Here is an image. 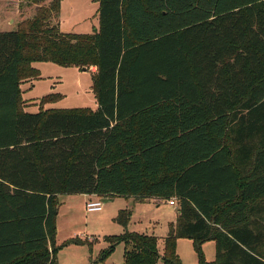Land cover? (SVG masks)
<instances>
[{
	"label": "trees",
	"instance_id": "1",
	"mask_svg": "<svg viewBox=\"0 0 264 264\" xmlns=\"http://www.w3.org/2000/svg\"><path fill=\"white\" fill-rule=\"evenodd\" d=\"M31 1L0 32V264H59L62 195L178 203L163 254L124 209L100 264L120 244L124 264H183L179 239L199 264H264V0H97L91 34L53 23L62 0ZM34 63L95 67L97 110L25 112Z\"/></svg>",
	"mask_w": 264,
	"mask_h": 264
},
{
	"label": "rangeland",
	"instance_id": "2",
	"mask_svg": "<svg viewBox=\"0 0 264 264\" xmlns=\"http://www.w3.org/2000/svg\"><path fill=\"white\" fill-rule=\"evenodd\" d=\"M51 1L40 5L48 6ZM36 9L37 6L31 0H0V32L16 31L20 24L35 15ZM98 10L97 0H62L60 14L53 19V23L58 24L63 33L91 34L98 28ZM36 67L42 75L41 79L34 81V87L29 86V90L27 84L21 88L24 99L35 104L27 107L28 112H38L39 107H45L40 102L48 95L60 96L46 105L51 110H97L92 74L96 71L95 67H91L90 72L53 63H38ZM59 201L55 239L56 246L61 248L58 253L59 264H100V253L109 247L105 237L119 236L125 231L115 221L120 210H132L128 230L157 237L161 254L164 252V239L177 219L176 207L165 202L159 206L154 203L133 205L132 200L126 197H118L112 202L102 198L103 209L90 213L81 195H62ZM75 240L86 244H73ZM202 252L205 259L210 257L208 249H202ZM177 254L183 264H198L200 261L194 242L189 239L177 241ZM104 264H124V245H118Z\"/></svg>",
	"mask_w": 264,
	"mask_h": 264
},
{
	"label": "crops",
	"instance_id": "3",
	"mask_svg": "<svg viewBox=\"0 0 264 264\" xmlns=\"http://www.w3.org/2000/svg\"><path fill=\"white\" fill-rule=\"evenodd\" d=\"M98 27H99V24H98ZM96 29H98V28H96ZM96 29H95V30H96ZM36 64H38V63H34L32 66H33L35 69L38 70V68L36 67ZM41 77H42V75H41ZM33 82H34V81H32V82H31V81H26V82H24V83L22 84V86H24V85L27 84V85H28L27 90H29V89H30L29 86H31V88L34 87ZM22 86H21V88H22ZM22 92H23V90H22ZM23 94H24V92H23ZM23 100H24L25 103H26L25 106H24V111H25V112H28V111H27V107H28V106H31V105H35V104L26 101V100L24 99V97H23ZM39 110H40V108H39ZM39 110H38V112H39ZM44 110H50V109H48L47 106L45 105ZM28 113H37V112H28ZM81 196L85 198V201H86V202H88V201H96V200L99 199V198H98L97 196H95V195H81ZM116 198H118V197H113V198H111V199H110V200H111L110 202L114 201ZM101 199H102V198H101ZM103 200H105V199H103ZM130 200H132L133 205L138 204L133 198H130ZM163 202H165V203H167L169 206H171V205L169 204V201H168V200H149V201H146V202H143V203H154V204H157V205L159 206V205H160L161 203H163ZM141 203H142V202H141ZM171 207H176L177 218H178V203L176 202V205H175V206H171ZM176 221H177V219H176ZM176 221L174 222V224L176 223ZM202 249H208L209 252H210V257H207V259H205L206 262H208V263H213V262H215V260H216V243H215V241H208V242H205V243L202 245ZM204 258H205V257H204ZM57 260H58V256H57ZM198 264H199V263H198Z\"/></svg>",
	"mask_w": 264,
	"mask_h": 264
},
{
	"label": "built area",
	"instance_id": "4",
	"mask_svg": "<svg viewBox=\"0 0 264 264\" xmlns=\"http://www.w3.org/2000/svg\"><path fill=\"white\" fill-rule=\"evenodd\" d=\"M169 204L171 206H175L176 205V200L175 199H172L169 201ZM103 202H102V199L99 198L98 200L96 201H88L86 202V210L88 212H99L103 209Z\"/></svg>",
	"mask_w": 264,
	"mask_h": 264
},
{
	"label": "water",
	"instance_id": "5",
	"mask_svg": "<svg viewBox=\"0 0 264 264\" xmlns=\"http://www.w3.org/2000/svg\"><path fill=\"white\" fill-rule=\"evenodd\" d=\"M82 71H83V72H87L88 69H87V68H83Z\"/></svg>",
	"mask_w": 264,
	"mask_h": 264
}]
</instances>
